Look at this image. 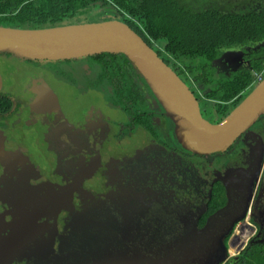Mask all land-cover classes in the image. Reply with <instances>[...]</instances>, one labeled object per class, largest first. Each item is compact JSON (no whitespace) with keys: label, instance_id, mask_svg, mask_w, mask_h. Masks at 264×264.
<instances>
[{"label":"flooded vegetation","instance_id":"af4514ba","mask_svg":"<svg viewBox=\"0 0 264 264\" xmlns=\"http://www.w3.org/2000/svg\"><path fill=\"white\" fill-rule=\"evenodd\" d=\"M97 68L0 53V264H90L93 235L134 261L155 245L129 246L131 230L156 243L178 234L189 251L264 244V116L228 150L196 153L135 69ZM187 85L215 123L203 91ZM98 223L113 225L112 238ZM217 251L213 264L239 255Z\"/></svg>","mask_w":264,"mask_h":264},{"label":"trees","instance_id":"16d2710c","mask_svg":"<svg viewBox=\"0 0 264 264\" xmlns=\"http://www.w3.org/2000/svg\"><path fill=\"white\" fill-rule=\"evenodd\" d=\"M110 19L129 24L186 83L201 89L210 112L214 111L218 120L244 100L259 82V76L264 78V10L199 7L183 0H0V25L8 27L35 29ZM226 51L241 56L240 66L218 71L215 63ZM84 59L113 76L125 75L123 68H133L146 82L122 53L50 62ZM128 80L124 85L130 83ZM123 93L132 96L130 87ZM228 264H264V244L251 243Z\"/></svg>","mask_w":264,"mask_h":264},{"label":"water","instance_id":"95a60500","mask_svg":"<svg viewBox=\"0 0 264 264\" xmlns=\"http://www.w3.org/2000/svg\"><path fill=\"white\" fill-rule=\"evenodd\" d=\"M0 52L29 60L76 59L122 53L136 66L175 123L179 142L196 153L228 150L264 116V78L222 120L206 119L187 83L129 24L120 19L45 28L0 25Z\"/></svg>","mask_w":264,"mask_h":264},{"label":"rangeland","instance_id":"374dc122","mask_svg":"<svg viewBox=\"0 0 264 264\" xmlns=\"http://www.w3.org/2000/svg\"><path fill=\"white\" fill-rule=\"evenodd\" d=\"M187 2L189 5H197L199 7H203L204 5H219L222 9L226 10H241V9H257V10H264V0H183ZM47 67H51L54 69L62 70V63L57 62H50V61H41ZM241 63V56L234 51H226L220 59H218L215 63L218 67V71H225L236 69L240 66ZM66 69V68H64ZM68 70V69H67ZM70 74L71 73H67ZM204 105L203 107H205ZM259 190H263L262 187ZM129 219V215L126 216ZM128 224H126L127 226ZM94 226L95 231H99V234L102 235L103 232L109 234L110 238V229H112L113 225L106 224L101 227L98 223ZM89 226L86 225V229L91 231L92 228H88ZM139 228V227H138ZM123 232V231H122ZM92 233V232H91ZM131 233V234H130ZM130 233H127L130 237L129 246H140V242L138 241L141 238V241L144 243H149L151 245H155V248H150L148 246L141 249V256L138 257L133 261L134 253L129 252L130 248L123 251L118 250V252L114 249L115 242L114 241H107L105 244L103 242V246L98 245V237L94 236L96 239L95 242L92 244V250H88L87 260L90 264H165V260L173 263H180V264H213L214 259L216 257V252L219 250L225 257L227 254L236 255L239 251L243 248L241 244L231 246V249L228 250L225 248V245L218 249L215 252V249L208 250V246L200 247V248H193L191 251L187 250L188 247V240L181 238L180 241L186 243L187 245L183 246L182 243H176V237L178 234H161L159 236L152 235L154 241L150 240L146 235L142 236L140 231L138 230H131ZM123 234V233H122ZM127 234L123 236H127ZM222 234V233H221ZM248 234V233H244ZM250 234V233H249ZM86 235H90L87 233ZM238 235H241L239 233ZM84 239V237L82 238ZM81 239V240H82ZM223 234L218 236L217 242H213V245L216 246L224 242ZM198 242V241H197ZM211 243V242H209ZM101 248V250H99ZM207 251V252H206ZM209 252V253H208ZM126 254V255H125ZM185 255L187 257L185 260L181 257ZM217 258V257H216ZM184 262V263H183Z\"/></svg>","mask_w":264,"mask_h":264},{"label":"built area","instance_id":"2783aa9c","mask_svg":"<svg viewBox=\"0 0 264 264\" xmlns=\"http://www.w3.org/2000/svg\"><path fill=\"white\" fill-rule=\"evenodd\" d=\"M262 79H263L262 75H261V76H259V81H261Z\"/></svg>","mask_w":264,"mask_h":264}]
</instances>
